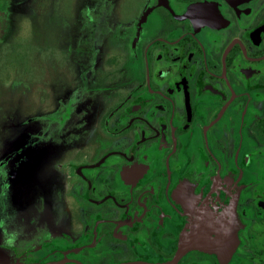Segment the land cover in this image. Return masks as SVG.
<instances>
[{
    "label": "flooded vegetation",
    "instance_id": "obj_1",
    "mask_svg": "<svg viewBox=\"0 0 264 264\" xmlns=\"http://www.w3.org/2000/svg\"><path fill=\"white\" fill-rule=\"evenodd\" d=\"M4 1L0 84L32 104L0 150V264H264V0L32 6L71 10L73 43L14 39Z\"/></svg>",
    "mask_w": 264,
    "mask_h": 264
},
{
    "label": "rangeland",
    "instance_id": "obj_2",
    "mask_svg": "<svg viewBox=\"0 0 264 264\" xmlns=\"http://www.w3.org/2000/svg\"><path fill=\"white\" fill-rule=\"evenodd\" d=\"M44 0H11L12 6L18 9L13 11L15 18V27L13 30L14 39H27L28 28L31 30L33 39L40 42L38 39H54L67 43H73L74 36L78 35L77 26L79 22L69 17V9L63 8L61 14L48 17L42 13L44 4L37 5V8H32L35 3H42ZM91 2L94 0H86ZM106 2L107 0H98ZM3 7H6L5 1L0 0ZM32 8V9H31ZM33 13V15H32ZM31 17V18H30ZM31 19V24H30ZM30 100V103L28 101ZM32 104L30 93L24 90L22 85L8 86L0 84V150L3 147L4 140L12 137L16 131L22 126H25L23 119L26 105ZM20 112V113H19ZM22 114V116H21Z\"/></svg>",
    "mask_w": 264,
    "mask_h": 264
},
{
    "label": "clouds",
    "instance_id": "obj_3",
    "mask_svg": "<svg viewBox=\"0 0 264 264\" xmlns=\"http://www.w3.org/2000/svg\"><path fill=\"white\" fill-rule=\"evenodd\" d=\"M6 235H7L6 243H8V244H11L16 238L14 234H7L6 233Z\"/></svg>",
    "mask_w": 264,
    "mask_h": 264
}]
</instances>
